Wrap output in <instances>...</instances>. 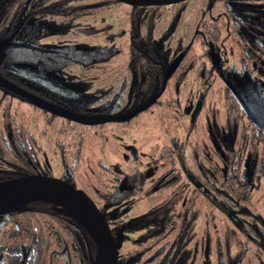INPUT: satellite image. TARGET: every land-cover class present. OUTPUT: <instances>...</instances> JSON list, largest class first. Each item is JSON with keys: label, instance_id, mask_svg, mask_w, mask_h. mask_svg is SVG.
I'll return each mask as SVG.
<instances>
[{"label": "rangeland", "instance_id": "1", "mask_svg": "<svg viewBox=\"0 0 264 264\" xmlns=\"http://www.w3.org/2000/svg\"><path fill=\"white\" fill-rule=\"evenodd\" d=\"M99 1L24 0L20 9L15 3L10 10L5 7L0 11V33L17 29L36 6L57 2L65 6H95ZM209 2L189 0L176 6L141 9L135 23L139 37L137 48L143 47L146 19L151 16L150 40L156 50H165L168 58H172L188 46L194 55H199L201 50L193 35ZM18 11L21 12L19 19L13 22ZM129 11L130 7L123 5L95 6L88 16L71 24L60 17L35 16L23 25L27 30L17 36L18 39L30 36L34 39L31 43L42 48L111 51V57L101 62L88 66L74 64L48 75L53 82L78 94L77 99L68 97L67 100L85 109L81 117L92 111L100 112V116L122 115L133 104ZM219 11V6H214L203 19L208 15L215 17ZM226 58L228 64H235L234 53L227 52ZM139 76L143 81L144 73L140 70ZM199 78L192 69L178 87L168 80L157 98L159 107L142 112L128 122L105 123L95 128L58 119L47 125L37 109L0 90V99L6 98L10 113L34 142L29 144L36 167L31 175L62 180L82 139L81 160L72 174V186L83 191L98 208L103 207V196L113 189L127 194L120 204L102 209L109 229H119L113 239L118 264H216L217 246L227 251L230 264H264V177L253 181L255 189L246 203L230 199L220 188L223 162L216 150L217 141L212 142L215 138L208 131V121L211 123L214 119L217 126L223 122L222 84L213 76L210 93L203 100V107L208 109L203 108L190 129L188 116L196 110L190 105L200 91ZM168 138L183 143L184 167L175 166V179L167 180L148 197L143 196L149 185L169 169L168 164L158 160L161 149L168 145ZM237 138L232 141V152L236 151ZM130 148L135 151L134 160L129 155ZM133 174L137 180L132 184ZM194 188L207 193L221 206L222 209L211 212V220L210 211L200 201L185 214L183 204ZM182 214L187 216L183 218L185 221L181 220ZM39 220L48 230L52 243L49 264L93 263L87 242L72 226H63L48 217H39ZM182 225L188 228L184 235H178ZM133 252L134 256L127 257Z\"/></svg>", "mask_w": 264, "mask_h": 264}, {"label": "flooded vegetation", "instance_id": "2", "mask_svg": "<svg viewBox=\"0 0 264 264\" xmlns=\"http://www.w3.org/2000/svg\"><path fill=\"white\" fill-rule=\"evenodd\" d=\"M101 1L102 0H100L99 3L96 4L95 6L97 7L110 6V5L100 6ZM61 5L59 6H61L62 8L67 7L63 4ZM119 5H122V4H119ZM77 6H83L86 9H89V11L93 9V7H95L94 5L93 7L87 6V5H74V6H68V7L74 8ZM111 6H114V5H111ZM123 6H126V5H123ZM173 6H176V5H173ZM214 6H219V9H220L219 13L215 17L208 15V17L203 19L206 16V13L208 14L211 8ZM156 8L157 7H146V8L130 7L129 13L131 12V9H136L137 14H139V11L141 9L153 10ZM201 16H202V20H200L197 23V26H196L197 30L195 31L193 35V41L197 43L198 47L201 50L200 54L194 55L191 52V50H189V47L185 46L180 51V53H178L176 56L172 58H168L167 51L165 50L158 51L154 47L156 56L158 58L155 61V64H157V68L161 71V74H159L160 76L157 77L156 81L154 82L152 81L153 82L152 84L148 71H146L142 67L138 69V72L140 70L142 73H144V80L140 81V76L138 80L139 84L142 85L143 90L140 92L139 97L136 93L134 94L135 96L132 101L133 104L131 108L128 109L127 111L130 112L135 107L140 106L149 97H153V96L155 97L154 102L142 112L159 107L160 103L157 98L159 96V93L165 88L167 81L170 80L175 87H178L185 82L187 73L190 70L194 69L197 72L198 76L200 77L199 78L200 91L197 92L198 94L196 96V100L194 101V103L190 105L192 107H195L196 109L195 111H192L190 116H188L189 128L191 129L194 126L196 117L202 112L203 108L204 110L208 109L207 107H203V100L205 99L206 94L210 93L213 76H215L222 84L221 91H222L223 122L221 125L217 126L216 124H214L215 122L214 119L211 123L210 121H208V124H209L208 126L210 127L208 131L212 135L211 137L215 138V139H212V142L214 140L217 141L216 150L219 155V159L223 162V166H222V169H220L221 170L220 173L223 177H225L226 171H228L229 173H231L233 170L239 171L238 175L241 176L243 179H245L247 185H249L250 191H252L253 189H255V185H253V181L257 182V180L259 179L258 177H256V174H258V172L255 169L256 167H258V165H256L255 159L253 158L251 154V150L249 148L250 145H249L248 140L249 138H256V141H255L256 143L259 139L261 140L264 139V132L259 130L250 120V119H253L254 121L257 122L258 125L263 126L264 128V0H210V2L205 6V11L202 12ZM31 18H34V17H31ZM81 18H84V17H81ZM81 18L73 19L71 20L69 24ZM148 18H151V16H148ZM18 19L19 17L14 18L13 22H16ZM29 19L30 18L26 19V22ZM26 22H25V18H23L20 21V25L17 27V33L13 39L15 43L20 44L21 42L24 41L26 43H23V44L36 48L37 50H31V51H36V52H46V51H52V50L59 49V48H66V47L42 48L35 43L32 44L31 42L34 39L30 36H25V35H23L24 37L22 39H18L17 36H20L23 34V32H25L24 31L25 29L22 27L23 25H25ZM211 25H216V27L220 28L219 35H218L219 37L217 41H214V42H212V39H211L213 33H211V35L210 33H208L209 31H211L210 29L212 28L210 29L205 28V26H211ZM14 30H12L11 32H13ZM136 31H137V27H136ZM11 32H6V34L11 33ZM151 37H152V31H151ZM128 38H129V35H128ZM150 41L151 43H153L152 40ZM130 42L132 41L129 38V45H130ZM137 44L134 46L135 48H137L138 46ZM230 51L234 53L236 57V62L233 66L231 64H228L227 62L228 60L226 58V53ZM137 52L141 58L150 59V53L148 52V47L146 46V42H145V34H144V39H143V47L141 49L137 48ZM174 63H175V66L172 68ZM1 66H5L7 70L9 71L12 70V68L9 65H6L4 61L0 65V67ZM20 67L26 69L28 72H35V68H36L35 65L32 63L20 65ZM170 69L172 70L170 71ZM130 70H131V67H130ZM49 74H52V73H49ZM49 74L46 75L47 79H49L48 77ZM130 74H131V71H130ZM132 79L133 78L131 75V84L133 85ZM53 84L57 88L67 89L65 87L60 86L56 82H53ZM231 85H233L237 100L232 96L230 92L229 86ZM12 88L17 91V94H14L12 91H9L3 88H0V90L4 92L5 94H8L12 97H15L21 101H24L30 104V106L37 109L40 112V114L43 115L44 118H48L49 121L58 119V120L64 121L65 123L68 122V123L75 124V122L66 120L62 117H58L56 115L50 114L49 112H46L44 110L37 108L33 104L27 102V100L23 98V96L29 99L32 98L33 100L41 101L45 103L46 105L67 111L75 116L79 115V117H81L82 116L81 114L86 112L85 109L81 107L80 105H74L68 102H66L67 104L62 103L61 100H58L56 98L52 99L50 96L41 94L39 92L40 89L32 85L31 86L26 85V87L20 86V88H22V90L24 91H20L19 88L18 89L14 87ZM147 90L150 93L152 91L153 94L152 93L150 95L146 94L148 97H145V91ZM225 97L231 98L234 101V103L237 105V118H236L235 125L228 126V124H226L225 122L226 121V113H225V105H224ZM190 106H188V108H190ZM78 111H84V112L77 113ZM87 113H88V117H85L87 119H95L101 115L100 112H94V113H98L94 115H92L93 111L87 112ZM138 114H136L135 116H133L132 118H130L129 120L125 122L132 120ZM206 114H207V111H206ZM187 115H188V112H187ZM76 124H79V123H76ZM115 124H119V123H115ZM79 125H82V124H79ZM82 126H86V125H82ZM96 126H86V127L95 128ZM235 137H238L237 138V148H236V151L232 152L231 144L233 143L232 141L234 140ZM169 140L170 139L168 138V144H169ZM177 143L182 145V148H183L182 150H183V155H184V160H185V154H184L185 148L183 146V143L178 142V141ZM166 147H168V145ZM166 147H163V148H166ZM163 148L161 149L160 153L162 152ZM255 149H256V152H258V150L260 149V146L257 145ZM132 150L134 149L132 148L129 149V155L131 158H132L131 156ZM33 163H34V160H33ZM168 165H169V169L165 171L164 173L160 174L143 193H145L146 191L148 192L150 191L152 194L154 190L155 191L158 190L163 184L166 183L167 180L171 179L172 177H174V179L176 178L173 172V169H175V166H178V168L184 167V163L182 167L179 164H173V163H168ZM35 168L36 167L34 164V169ZM246 169L248 173H246ZM135 175L136 174H133L131 176L132 179H130V182L132 184L133 182H136L137 180ZM11 178L13 177H8V176L0 177L1 180L3 179L7 180ZM71 178H72V174H69L68 171L66 170V174L63 175L62 181H69L71 180ZM74 189L76 188L74 187ZM148 196L149 194L146 195V197ZM8 227L9 225H6L5 228L0 230V235H1L0 237V264H8L7 259L5 258L3 259L4 252L2 251V250H6V246H3V242H1V239L3 238V233L7 230ZM29 252H30V246H27L25 249L23 246L19 247V250H18V255L20 257L19 263L28 264Z\"/></svg>", "mask_w": 264, "mask_h": 264}, {"label": "trees", "instance_id": "3", "mask_svg": "<svg viewBox=\"0 0 264 264\" xmlns=\"http://www.w3.org/2000/svg\"><path fill=\"white\" fill-rule=\"evenodd\" d=\"M24 0H3L0 3V11L3 8H10L15 5L19 6V9L22 6ZM60 3H52L45 7L36 6L33 11L27 13L24 17L26 19L35 17V16H53L60 17L69 24L71 20L81 17H86L89 15V9H86L83 6L77 7H61ZM108 5H119L116 2H111L108 0H102L100 6ZM132 12V13H131ZM129 13L128 20V35L132 42L129 45V64L131 67L132 83L135 87V93L138 95L143 90L141 84H139V72L138 69L141 67L148 71L151 82L156 81L157 77L161 74V71L157 68L155 61L158 59L154 50V45L150 41L151 37V19L148 18L147 21V32L145 35L146 46L148 47V52L150 53V59L141 58L137 52V48L134 46L137 44L138 36L136 31V19H137V10L131 9ZM21 12H15L14 18H18ZM28 27H25V31ZM205 28H212L208 33H213L211 39L212 42L217 41L220 28L216 25L205 26ZM26 43V42H21ZM111 57L110 50H76L72 47L59 48L52 51L46 52H36L27 49H13L11 48L5 58L4 63L9 65L12 68V72L7 70L5 66L0 67V78L4 79L10 86L14 88H19L20 91L22 87L34 86L40 89L41 94L50 96L52 99L56 98L61 100L62 103L68 102V97L75 99L78 97V94L63 88H57L52 79H47L46 75L49 73H55L61 69L72 65L79 64L88 66L92 63H98L103 60ZM32 63L35 65V72H28L26 69L21 68L20 65ZM11 72V73H10ZM152 82V84H153ZM49 84V85H48ZM151 85V83H150ZM152 87V85H151ZM153 94V92L151 91ZM150 92L145 91V97H148L146 94L150 95ZM144 94V93H143ZM138 101V99H137ZM136 101V102H137ZM67 104V103H66ZM137 104V103H136ZM225 113H226V124L228 126L236 124L237 118V105L234 101L229 98H224ZM84 111H78L77 113H83ZM98 113H92V115ZM100 114V113H99ZM88 117V116H85ZM48 118H45V124H49ZM249 148L251 154L255 159L256 177H264V139H259L256 143V138H249ZM33 145L34 142L31 137L28 136L27 131L16 120V117L10 113V105L7 102L6 98L2 97L0 99V177H18L24 175H31L35 171L32 154L30 152V145ZM259 145L260 149L256 152V146ZM83 149V141L80 139L75 147L72 159L71 167L67 170L69 174H73L78 169V164L81 160V153ZM182 145L178 144L174 139L169 140L168 147L163 148L162 152L158 156V160L164 164L173 163L179 164L181 167L184 163V155L182 150ZM260 166V167H259ZM258 168V169H257ZM260 169V170H259ZM259 170V171H258ZM237 170H233L231 173L226 171L225 177L220 174V188L225 192L230 199L246 203L250 197L249 185H247L245 179L238 175ZM69 185L72 186L71 180L67 181ZM74 188V186H72ZM153 192V190H152ZM151 194V192L146 191L143 193L144 196ZM127 194L124 191H119L113 189L111 193H108L103 196L102 203L103 207L98 208L102 214V209L110 207L113 205L120 204ZM200 201L205 208L210 211L209 220H211V212L215 210L222 209L217 201L213 200L210 195L203 192L199 188H194L191 192L189 199L183 204V209L186 212L194 206V204ZM189 212V211H188ZM185 214H182L181 220L185 221L183 218H186ZM188 214V213H187ZM189 215V214H188ZM39 217H48L49 219L58 222L61 225H70L73 227L74 232L87 242L90 258L92 260L95 257L94 246L89 239L85 231L72 219L69 217L63 216L56 213L52 209V205L49 203H32L30 205L24 206L22 209L16 212L4 214L0 216V230L5 228L6 225H9L7 230L3 233V246H6L3 259H7V263L11 264H21L19 263L18 250L20 246H23L24 249L27 246H30L28 264H49L50 258V248L52 243L49 239L48 230L45 229V226L41 224ZM105 218V217H104ZM106 219V218H105ZM181 230H177L178 235H184L187 225H182ZM119 232V229H110V233L114 239ZM9 245V246H8ZM135 252L128 254L127 257L134 256ZM122 260V259H119ZM215 262L216 264H230V259L227 251L220 246L215 248ZM119 263V262H118Z\"/></svg>", "mask_w": 264, "mask_h": 264}, {"label": "water", "instance_id": "4", "mask_svg": "<svg viewBox=\"0 0 264 264\" xmlns=\"http://www.w3.org/2000/svg\"><path fill=\"white\" fill-rule=\"evenodd\" d=\"M3 0H0V3ZM132 8L146 7H166L183 3L187 0H108ZM93 7V6H92ZM17 29L8 34L0 33V65L7 52L13 49L37 50L23 43L13 41ZM175 66H172V68ZM172 69H170L171 71ZM0 88L17 91L0 78ZM232 96L237 100L233 85L229 86ZM27 102L37 108L49 112L50 114L62 117L66 120L79 123L86 126H96L105 123H122L136 114L147 109L155 100V97H149L140 106L135 107L130 112L116 116H99L95 119L75 116L67 111L54 108L45 103L24 97ZM253 124L264 132L263 126L250 119ZM131 156L135 158V151H131ZM246 173H248L246 169ZM32 203H49L52 209L63 216L69 217L77 223L88 235L91 240L95 257L92 264H118V253L115 242L110 233L106 219L100 213L92 200L81 190L74 189L67 181L51 179L42 176L24 175L15 178L0 181V216L19 211L24 206Z\"/></svg>", "mask_w": 264, "mask_h": 264}]
</instances>
